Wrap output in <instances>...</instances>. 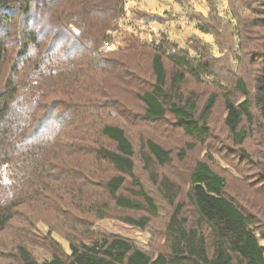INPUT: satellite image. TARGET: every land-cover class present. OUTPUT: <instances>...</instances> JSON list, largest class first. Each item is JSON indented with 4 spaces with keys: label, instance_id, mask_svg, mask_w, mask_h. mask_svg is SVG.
Instances as JSON below:
<instances>
[{
    "label": "rangeland",
    "instance_id": "rangeland-1",
    "mask_svg": "<svg viewBox=\"0 0 264 264\" xmlns=\"http://www.w3.org/2000/svg\"><path fill=\"white\" fill-rule=\"evenodd\" d=\"M259 1L262 0H126L125 12L116 29L112 30V49L119 50L113 57L121 62L129 59L126 57L128 52L120 50L126 47L125 39L129 35L134 39L138 38L140 44H145L141 52H135L130 58V62L135 63L132 68L136 70L135 76L140 82L136 80L137 86L125 89V85H121L123 87L118 89L115 87V80L109 81L101 76L102 92L107 90L112 98L119 101V105L100 110V107H86V99H82L81 105L85 107L76 110L72 125L69 124V118L63 119L60 118L61 114H57L64 110L63 107L57 108L53 115H48L50 108L34 111L39 117L31 124L29 132L37 128L40 117L46 115L45 120L40 122L41 127L36 137H42L48 149L38 153L35 160L27 158L31 162L30 167L29 161L22 162L23 171L20 170L21 177L17 180L13 178V172L7 170L5 173L6 167L2 172L3 182H16L15 186L22 194L15 200L19 201L17 206L12 204L6 207L12 209L13 217L6 227L0 230V264H21L16 259L15 252V247L19 244L23 245L38 263H43L50 261L54 253L60 255L59 250H56L57 246L69 253L71 243H91L102 238L126 240L151 258L168 254L171 244L168 225L177 206L183 205L179 219H186L188 227H196L198 218L187 200L186 193L192 169L202 160L225 179L224 196L251 218L259 239H264V121L263 124H254L255 128L263 126L261 134L243 122L247 134L241 146L235 144L232 134L224 125L225 97L234 103L242 101L243 95L235 88L236 81L242 79L248 90L252 91L253 76L264 60V8L260 6ZM18 10L19 7L15 3H12L11 7L0 9V37L8 30L14 34L20 20L17 16ZM136 13L145 14L147 17L139 20ZM3 16L6 20L2 19ZM9 17L13 20L9 21ZM42 27L45 31L50 28L47 25ZM28 28L32 29L31 24ZM108 32L111 31H107V34ZM237 33L240 41L235 36ZM14 38L17 39L15 35H11L6 39ZM161 39L175 44L178 49L189 46L201 62H208L213 72L199 81L187 76L178 90L181 96H192L196 100L198 111L210 95H216V104L208 120L209 133L205 138L185 134L170 114L154 121L144 118V106L135 97V93L137 90L148 91L154 85L150 70L149 45L156 44ZM7 43L8 53L3 64L0 91L12 64L16 65L22 61L25 66L16 68H22L20 71L26 73L33 64L31 61L28 66V55L20 58V48L15 44L11 46V40ZM237 43H241L240 48ZM190 53L194 55L193 52ZM81 56H84L83 52L77 51L75 64L78 68L85 69L86 60L78 61ZM71 59L61 62L52 58L47 67L52 69V75H59L60 72L54 68L61 67L62 63L76 70ZM164 64L169 85L173 69L167 60ZM44 71L49 75L50 70ZM21 76L19 74V77ZM37 77L39 81L45 80L43 104L50 105L56 101V92L51 90V85L56 81L53 80L54 77L53 81H48L46 77ZM27 89L26 85L19 88L24 107L27 106V101L31 102L33 97L36 98V94L29 93ZM10 113L12 116L18 112L13 108ZM256 113L252 109L251 114L260 122L261 119ZM57 116L59 118L54 122L46 124L52 117ZM19 122L23 124L21 128L28 129V119L24 118ZM102 125L118 126L124 130L134 148V177L115 171L101 159L96 162L92 159L93 150L97 147V144L92 142L96 143L95 136H99ZM56 140H59L63 152L51 156L49 148L56 144ZM147 140L170 151V163L159 165L144 147ZM71 144L87 146L88 155L79 151L69 153L68 145ZM188 144L193 148L187 150L186 156L181 160L178 154ZM103 145L109 149L113 146L106 139ZM36 163H40L39 169ZM61 167L66 169L61 170ZM84 167H87L88 171ZM41 169L42 177L38 178L37 173ZM117 175L125 179L119 193L140 204L142 209L126 210L115 206L114 199L104 185ZM42 178L47 181L40 184ZM133 178L140 182L142 189L152 199L155 214L149 212L141 197L131 193L137 190V187L131 184ZM164 179L171 185L170 193L160 186ZM9 194L7 191L2 195L0 205L4 199L11 197ZM170 198H173V204L168 202ZM141 219L148 220L144 229L128 222H138Z\"/></svg>",
    "mask_w": 264,
    "mask_h": 264
},
{
    "label": "trees",
    "instance_id": "trees-1",
    "mask_svg": "<svg viewBox=\"0 0 264 264\" xmlns=\"http://www.w3.org/2000/svg\"><path fill=\"white\" fill-rule=\"evenodd\" d=\"M125 2L126 0H0V9L11 7L12 3L17 4L19 7L17 16L20 19L14 34L8 30L0 37V79L3 81L1 74L8 53L7 41L11 40V46L15 44L20 48V58L28 55L29 61H26L29 62L28 66L33 61L28 73L20 71L23 70L22 68H16V66H25L22 61L16 65L12 64L9 75L4 80L3 89L0 91V200L7 191L11 195L0 205V230H3L13 217L12 209H7V205L17 206L19 201L15 200L22 194L15 186L16 182L9 181L8 184L3 182V170L6 167L5 173L7 170L13 172V178L17 180L21 177L20 170L23 171L22 162L29 161L28 167H30V160L37 159L38 153L48 149L45 147L44 139L36 137L41 127L40 122L42 119L45 120L46 115L43 118L41 116L37 122L39 126L29 132L31 124L39 117L34 111L50 108L48 115H53L57 108L63 107L64 110L57 114H61L60 118H69V124L72 125L74 115L77 114L76 110L85 107L81 105L82 99H86V107L94 106L95 109L100 107V110L119 105V101L112 98L107 90L105 93L102 92L101 76L109 81L115 80V87L118 89L123 87L121 85H125V89L135 86L136 80L140 82L136 79V70L132 68L135 63L130 62L132 55L135 52H141V48L145 47V44H140L137 37L133 35L137 38L134 39L132 35H129L125 39L126 47L120 50L128 52L126 57L129 59L123 62L113 57L119 50L113 51L112 48L108 51L101 50L105 42H110L112 45L111 37L114 34H107V31L112 32L116 29L119 19L125 12ZM259 2L264 8V0ZM135 15L139 20L147 17L141 13ZM5 16L2 19L6 20ZM12 20L9 17V21ZM29 24L32 29L28 28ZM42 25L50 28L45 31ZM11 35H15L17 39H6ZM235 36L240 41L238 33ZM149 46L151 48L150 70L154 85L148 91L137 90L135 93V97L144 106V118L154 121L170 114L188 136L207 137L208 120L216 104V95H210L198 111L196 100L192 96H181L178 90L187 76L199 81L202 77L212 75L213 72L208 62H201L199 56H196L189 46L178 49L175 44H170L165 39H161L156 44L150 43ZM240 46L241 43H237V47L240 48ZM262 48L264 50V43ZM80 50L84 56L79 57L78 61L86 60L85 69L78 68L75 64L77 62L76 53ZM67 55L70 59L72 58L76 70L62 63L61 67L54 68L60 72V76L58 73L52 75V69L50 66L47 67L51 59L56 58L63 62L69 59ZM165 60L173 69L169 85L167 84ZM45 69L50 70L49 75H46ZM19 74L24 77H19ZM37 76L46 77L48 81H56L51 85V90L56 92L54 99L56 101L50 105L44 106L43 104L46 92L45 80L39 81ZM252 82V91H249L242 79L236 81L235 88L243 95L242 101L234 103L228 97L224 99L226 112L224 125L238 146L245 141L246 126L250 129L254 128V131L256 130L259 134L263 132L262 125L255 128L254 124H263L262 121H264V60L253 76ZM22 85H26L29 93L36 94L33 101L26 102L28 108L21 103L19 88ZM168 87L170 89L167 90ZM11 106L19 114L14 113L11 116L10 111L13 109ZM252 109L257 112L256 114L261 119L260 122L256 121L255 115L251 114ZM24 118L28 119L26 124L28 129L21 128L23 124L19 121ZM56 118L59 116L52 117L47 123L42 122L51 124ZM97 136H95L96 143L92 142L97 144V147L93 150L94 153L90 151L93 155L92 159L95 162L101 159L111 165L115 171L133 176L134 148L124 130L118 126L102 125L99 136ZM104 139L113 145L111 149L103 145ZM86 147L78 144L68 145L69 153L79 151L87 156ZM144 147L159 165L170 163V151L151 140H147ZM192 148L191 144L186 145L180 150L179 158L183 160L186 151ZM61 152L63 150L60 148L59 140H56V144L49 148V154L52 156ZM47 164H49L48 159ZM36 165L39 169L40 163ZM62 169L66 168L61 167ZM84 169L88 171L87 167ZM34 170L37 171L36 168ZM42 171L43 169L37 173L38 178L42 177ZM45 181L47 180L42 178L40 184ZM124 181L123 176L117 175L104 185L108 194L114 199L115 206L126 210L142 209L140 204L119 193ZM131 184L137 187V190L131 193L141 197L149 212L155 214L156 209L152 199L142 189L140 182L133 178ZM189 184L186 196L198 218L197 224L196 227H188L186 219L180 220L179 215L183 205L177 206L168 225L171 244L169 253L166 255L151 258L126 240L102 238L91 243H71L69 253L60 250L56 245V250H59L60 255L54 253L50 261L43 263H38L30 252L19 244L15 247L16 259L21 264H264V243H261L264 239H259L251 218L242 213L232 201L224 196L225 179L202 160L194 165ZM160 186L170 193L171 185L166 179L162 180ZM173 201V198L168 199L170 204H173ZM147 221V219H141L138 222L133 220L128 222L130 225L144 229Z\"/></svg>",
    "mask_w": 264,
    "mask_h": 264
},
{
    "label": "built area",
    "instance_id": "built-area-1",
    "mask_svg": "<svg viewBox=\"0 0 264 264\" xmlns=\"http://www.w3.org/2000/svg\"><path fill=\"white\" fill-rule=\"evenodd\" d=\"M108 34H112V32H108ZM111 48H112V45H111L110 42H105V43H103L102 46H101V50H102V51H108V50H110Z\"/></svg>",
    "mask_w": 264,
    "mask_h": 264
}]
</instances>
